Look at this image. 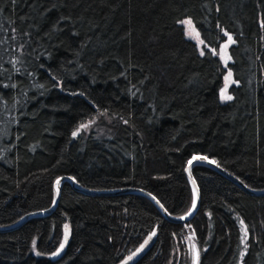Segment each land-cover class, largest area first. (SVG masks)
Returning <instances> with one entry per match:
<instances>
[{
  "label": "trees",
  "instance_id": "trees-1",
  "mask_svg": "<svg viewBox=\"0 0 264 264\" xmlns=\"http://www.w3.org/2000/svg\"><path fill=\"white\" fill-rule=\"evenodd\" d=\"M193 159L264 191V0H0V228L50 209L61 177L183 218ZM192 174L186 223L65 183L48 216L0 231V264H191L192 243L200 264H264V194Z\"/></svg>",
  "mask_w": 264,
  "mask_h": 264
},
{
  "label": "water",
  "instance_id": "water-1",
  "mask_svg": "<svg viewBox=\"0 0 264 264\" xmlns=\"http://www.w3.org/2000/svg\"><path fill=\"white\" fill-rule=\"evenodd\" d=\"M196 165H203V166H207V167L214 169L215 171L219 172L220 174H222L223 176H225L226 178L231 180L233 183H235L236 185L241 187L246 192L253 193V194H264V191H252V190H250L241 180H239L238 178H236L235 176H233L232 174H230L226 170L222 169L221 167H219L211 159H193L188 164L186 172H187L188 178L190 180V183L192 185V188L194 190L195 203H194L192 210L190 211V213L187 216H185L183 218H176V217L169 215V213L165 210V208L161 205V203L153 195H151L150 193H148L146 191L139 190V189H123V190L114 191V192H94V191H90V190L83 188L80 184H78L76 182L75 179H73L71 177H61L55 182L54 198H53L54 200H53V205L50 209L30 213V214L26 215L25 217H23L16 224H13V225L8 226V227L0 228V231L14 230V229L21 227L23 224H25L27 221H29L33 218L48 216L50 213H52L57 208L60 197H61L62 188H63L65 183H69L72 185V187L74 189L81 191V192H84V193H88V194H111V193L141 194V195L146 196L150 200H152L168 220L173 221V222H180V223L189 222L197 213V211L199 209V203H200L199 188H198L197 183H196V181L193 177V174H192V169ZM191 264H200V251H199V248H198L196 243H192V261H191Z\"/></svg>",
  "mask_w": 264,
  "mask_h": 264
},
{
  "label": "rangeland",
  "instance_id": "rangeland-1",
  "mask_svg": "<svg viewBox=\"0 0 264 264\" xmlns=\"http://www.w3.org/2000/svg\"><path fill=\"white\" fill-rule=\"evenodd\" d=\"M182 26L184 27L185 35L188 39L192 40L196 43L199 50L203 52L204 48H206L199 31L195 28L193 22L190 19H185L181 22ZM227 39L222 45L220 46L219 50L215 51L214 49H211L216 55L219 56V58L222 60L224 66L227 68V74L224 78V85L222 90L220 91V98L222 102H227L230 99L228 97H231L229 95V88L232 84H234V80L232 77L231 72L228 70V65L231 62V58L229 55V48L233 43V38L231 35H226Z\"/></svg>",
  "mask_w": 264,
  "mask_h": 264
},
{
  "label": "snow or ice",
  "instance_id": "snow-or-ice-1",
  "mask_svg": "<svg viewBox=\"0 0 264 264\" xmlns=\"http://www.w3.org/2000/svg\"><path fill=\"white\" fill-rule=\"evenodd\" d=\"M229 99L231 98V97H228Z\"/></svg>",
  "mask_w": 264,
  "mask_h": 264
}]
</instances>
